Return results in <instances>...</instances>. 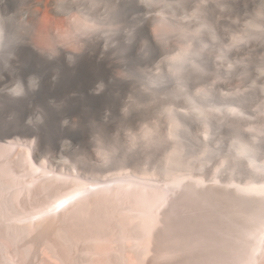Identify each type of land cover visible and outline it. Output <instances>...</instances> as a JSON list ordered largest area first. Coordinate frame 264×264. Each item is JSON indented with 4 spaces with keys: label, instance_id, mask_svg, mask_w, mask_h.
I'll return each instance as SVG.
<instances>
[{
    "label": "rangeland",
    "instance_id": "rangeland-1",
    "mask_svg": "<svg viewBox=\"0 0 264 264\" xmlns=\"http://www.w3.org/2000/svg\"><path fill=\"white\" fill-rule=\"evenodd\" d=\"M37 1L39 14L53 15L59 24L67 17L81 19V12L96 19L107 40L129 56L117 71L129 81L130 92L118 95L109 129L88 120L81 132L72 123L69 129L78 133L55 148L41 145L32 133L0 134V165L6 167L0 169V264L44 263L45 238L57 237L48 236L46 228L59 222L67 205L59 200L77 183L110 201L118 198L120 213L132 206L136 216L151 209L170 214L174 225L165 238L172 248L163 246L158 264H260L264 0H55L58 14L49 12L48 0ZM33 10L29 0H0V24L11 22L16 39L21 16L30 27ZM63 11L69 15L63 17ZM35 77L28 65L20 77L0 79V95ZM11 118L9 113L3 120ZM92 181L101 186L93 188ZM115 248L118 257L117 242ZM69 251L68 264H82L85 241Z\"/></svg>",
    "mask_w": 264,
    "mask_h": 264
},
{
    "label": "bare ground",
    "instance_id": "bare-ground-1",
    "mask_svg": "<svg viewBox=\"0 0 264 264\" xmlns=\"http://www.w3.org/2000/svg\"><path fill=\"white\" fill-rule=\"evenodd\" d=\"M29 2L35 3V10L29 16L31 25L23 26L26 19L22 15V31L16 39L11 35V22L0 24V56L6 60L5 66L0 63V79L9 75L20 77L28 65L36 71L32 81L13 92L0 95V134L8 131L32 133L38 137L41 145L55 148L78 133L77 129H69L72 123L82 128L81 132L86 130L85 122L88 120L100 128L109 129L115 122L118 95L130 88L127 78L119 76L117 71L129 56L122 55L120 50L123 47L118 51L119 46L113 43L115 40H107L96 19L90 21L91 18H85L81 12V19L67 17L65 22L59 24L53 15L46 13L42 17L39 14L37 7L42 5L41 1ZM45 6L52 14H58L55 0H48ZM68 15L69 11H63V17ZM151 42L155 44V40ZM121 59H125L124 62ZM36 79L39 82H35ZM37 85L43 86V89H36ZM127 90L125 93L130 92ZM123 99L121 101L124 103ZM36 107H39L38 114L26 119H33L34 123L26 126V114L29 116ZM9 113L13 118L4 121ZM36 116H41V120L37 121ZM62 118L69 120L60 123ZM107 119L109 123H106ZM2 149L0 147V151ZM0 169L5 170L6 167L0 165ZM89 184L95 189L101 186L98 181ZM21 192L19 190L16 195L21 196ZM26 193L31 195L32 188H26ZM96 193L77 183L73 193L59 200L64 202L63 205L67 204L58 216L59 222L42 228H46L48 236L54 233L57 236L45 238L44 253L47 259L43 264H68L65 250L69 251L79 241L86 243L87 254L82 264H158L159 252L172 248L165 238V232L173 224L168 221L170 214L166 211L153 213L151 209L146 215L136 216L132 206L122 207L120 213L117 206L122 201L117 202L118 198L110 201ZM142 198L145 197H139V201H145ZM114 219L115 227L110 229ZM116 242L122 250L118 257L113 256ZM164 245L168 248L163 249ZM257 261L264 264V255Z\"/></svg>",
    "mask_w": 264,
    "mask_h": 264
}]
</instances>
